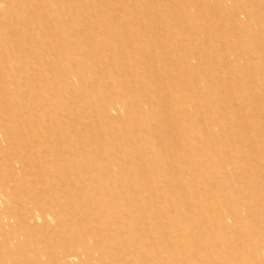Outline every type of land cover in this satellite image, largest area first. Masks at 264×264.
Returning <instances> with one entry per match:
<instances>
[{
    "label": "rangeland",
    "instance_id": "rangeland-1",
    "mask_svg": "<svg viewBox=\"0 0 264 264\" xmlns=\"http://www.w3.org/2000/svg\"><path fill=\"white\" fill-rule=\"evenodd\" d=\"M0 264H264V0H0Z\"/></svg>",
    "mask_w": 264,
    "mask_h": 264
},
{
    "label": "bare ground",
    "instance_id": "bare-ground-1",
    "mask_svg": "<svg viewBox=\"0 0 264 264\" xmlns=\"http://www.w3.org/2000/svg\"><path fill=\"white\" fill-rule=\"evenodd\" d=\"M202 4V3H201ZM140 11V10H139ZM30 26V25H29ZM105 31V30H104ZM189 31V30H188ZM192 31V30H191ZM86 32V31H85ZM109 32V31H108ZM88 33V32H87ZM229 34V33H228ZM158 39H159V37H158ZM165 40V39H164ZM95 43V42H94ZM164 50V49H163ZM189 56H191V55H189ZM167 103V102H166ZM167 112H168V110H167ZM166 112V113H167ZM262 117V116H261ZM260 117V118H261ZM14 129H15V127H14ZM21 130H23V129H21ZM124 131V130H123ZM248 132V131H247ZM249 135V134H248ZM253 147H255V146H253ZM229 153V152H228ZM118 154V153H117ZM138 159H136V161H137ZM240 161H242V160H240ZM243 162V161H242ZM145 171H146V169H145ZM140 173V172H139ZM141 174V173H140ZM142 185V184H141Z\"/></svg>",
    "mask_w": 264,
    "mask_h": 264
}]
</instances>
